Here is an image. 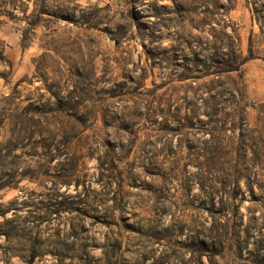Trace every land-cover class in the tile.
<instances>
[{"label":"rangeland","instance_id":"374dc122","mask_svg":"<svg viewBox=\"0 0 264 264\" xmlns=\"http://www.w3.org/2000/svg\"><path fill=\"white\" fill-rule=\"evenodd\" d=\"M0 264H264V0H0Z\"/></svg>","mask_w":264,"mask_h":264}]
</instances>
